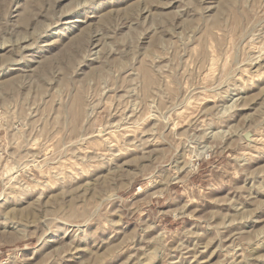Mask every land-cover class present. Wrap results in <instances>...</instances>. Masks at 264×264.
I'll list each match as a JSON object with an SVG mask.
<instances>
[{
    "label": "rangeland",
    "instance_id": "1",
    "mask_svg": "<svg viewBox=\"0 0 264 264\" xmlns=\"http://www.w3.org/2000/svg\"><path fill=\"white\" fill-rule=\"evenodd\" d=\"M0 264H264V0H0Z\"/></svg>",
    "mask_w": 264,
    "mask_h": 264
},
{
    "label": "bare ground",
    "instance_id": "2",
    "mask_svg": "<svg viewBox=\"0 0 264 264\" xmlns=\"http://www.w3.org/2000/svg\"><path fill=\"white\" fill-rule=\"evenodd\" d=\"M249 135H250V133H246V134H245V138L248 139ZM109 137H110V136H109ZM107 138H108V137H106V139H107Z\"/></svg>",
    "mask_w": 264,
    "mask_h": 264
}]
</instances>
